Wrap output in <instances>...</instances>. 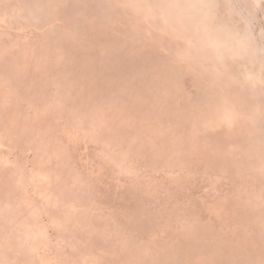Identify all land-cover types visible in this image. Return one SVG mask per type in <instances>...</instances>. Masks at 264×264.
Returning <instances> with one entry per match:
<instances>
[{
  "label": "rangeland",
  "instance_id": "obj_1",
  "mask_svg": "<svg viewBox=\"0 0 264 264\" xmlns=\"http://www.w3.org/2000/svg\"><path fill=\"white\" fill-rule=\"evenodd\" d=\"M0 264H264V0H0Z\"/></svg>",
  "mask_w": 264,
  "mask_h": 264
}]
</instances>
